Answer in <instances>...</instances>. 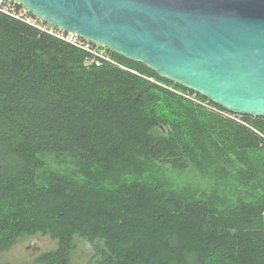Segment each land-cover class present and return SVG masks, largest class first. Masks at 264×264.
I'll return each mask as SVG.
<instances>
[{
  "label": "trees",
  "instance_id": "1",
  "mask_svg": "<svg viewBox=\"0 0 264 264\" xmlns=\"http://www.w3.org/2000/svg\"><path fill=\"white\" fill-rule=\"evenodd\" d=\"M110 55L123 68L0 13V252L40 235L35 264L77 241L87 264H264V118ZM189 168L206 185L166 175Z\"/></svg>",
  "mask_w": 264,
  "mask_h": 264
},
{
  "label": "water",
  "instance_id": "2",
  "mask_svg": "<svg viewBox=\"0 0 264 264\" xmlns=\"http://www.w3.org/2000/svg\"><path fill=\"white\" fill-rule=\"evenodd\" d=\"M218 107L264 118V0H10Z\"/></svg>",
  "mask_w": 264,
  "mask_h": 264
},
{
  "label": "built area",
  "instance_id": "3",
  "mask_svg": "<svg viewBox=\"0 0 264 264\" xmlns=\"http://www.w3.org/2000/svg\"><path fill=\"white\" fill-rule=\"evenodd\" d=\"M0 13L4 14L12 19L21 21L38 31L39 33H44L50 35L58 40H61L77 49H81L88 55L87 65H93L95 67H100L104 63H109L116 65L117 63L112 59L110 51L106 48L94 44L92 42L86 41L75 34L65 32L57 27H54L51 24H48L30 14L24 7L21 5L12 2L10 0H0ZM118 65V64H117ZM118 67L123 68L118 65ZM172 90V89H171ZM174 91V90H173ZM178 95L182 96L184 99L193 102L194 104L202 107L208 112H214L220 116L227 117L234 120L235 122L241 121V114H235L229 111H226L217 105L213 104L211 101L198 97L195 92L185 91L179 92L174 91Z\"/></svg>",
  "mask_w": 264,
  "mask_h": 264
},
{
  "label": "rangeland",
  "instance_id": "4",
  "mask_svg": "<svg viewBox=\"0 0 264 264\" xmlns=\"http://www.w3.org/2000/svg\"><path fill=\"white\" fill-rule=\"evenodd\" d=\"M65 167V166H60ZM177 186L206 185L192 168L184 172L169 171L166 174ZM75 251L71 254V264H87L93 254V246L77 241ZM55 248L54 242L47 236L36 235L21 237L9 250L0 252V264H35L36 258L43 252Z\"/></svg>",
  "mask_w": 264,
  "mask_h": 264
}]
</instances>
